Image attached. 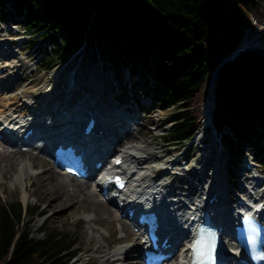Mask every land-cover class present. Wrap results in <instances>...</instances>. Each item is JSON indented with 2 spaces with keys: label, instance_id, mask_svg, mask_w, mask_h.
Returning a JSON list of instances; mask_svg holds the SVG:
<instances>
[{
  "label": "trees",
  "instance_id": "16d2710c",
  "mask_svg": "<svg viewBox=\"0 0 264 264\" xmlns=\"http://www.w3.org/2000/svg\"><path fill=\"white\" fill-rule=\"evenodd\" d=\"M10 1L26 10L30 46L49 45L46 69L87 45L111 65L121 61L149 72L160 84L153 96L158 107L179 108L161 136L179 147L201 127L213 71L241 44L251 12L261 9L255 0ZM212 116L215 129L232 131L233 151L248 142L264 162V50L247 49L222 66ZM45 214L20 200L0 203V264H69L78 254L76 235L48 228L46 218L44 236H31L35 217Z\"/></svg>",
  "mask_w": 264,
  "mask_h": 264
},
{
  "label": "bare ground",
  "instance_id": "6f19581e",
  "mask_svg": "<svg viewBox=\"0 0 264 264\" xmlns=\"http://www.w3.org/2000/svg\"><path fill=\"white\" fill-rule=\"evenodd\" d=\"M3 40V42L10 47L14 42L5 35ZM256 44V40L250 39L248 36L245 37L240 44L239 53H242L243 51L254 47ZM1 49L2 47L0 45V135H3L7 139L4 142L0 140V142L2 143L1 149H5V151H2L0 149V154H3L4 156V159H2L0 155V174L3 175L4 173H6L7 170H9L13 166V164L16 163L18 165V171L14 176L11 177V182L13 185L19 184L22 187H26L27 184L33 183V181L31 180L32 176L36 175L37 172H34V168H30L22 159L20 160L19 158H12L7 154L9 153L13 156L30 154V152H22L20 150L13 151L9 149V147H12L10 145V142H14L16 141V139H18L19 129L23 128V126L27 124H35V129L38 128L37 135L45 132L48 139V145L52 149L57 147V145L63 144L66 141L65 133L72 131L76 135L79 115H70V118L66 122L64 121L65 119L63 120L62 118H53L51 113L50 116L44 115L43 112L45 109H42L44 108L43 104L51 103L53 98H56V96L55 94L51 95L50 86L43 83L42 81H38V83L32 84L28 88L22 89L20 92H17L16 95L7 96V90L15 87L16 83H18L21 79H23V77L26 76L25 64L21 63V59H19V56L17 54L12 55L13 51H15L14 49L11 48L12 51H8L7 53H3ZM128 75L129 76L126 79V83L132 86L137 81V78L131 76L132 72H129ZM116 83L121 85L124 83V81H122L121 83ZM88 84L89 83H86L84 85V88H82L81 90H79L78 88H74V92L76 93L77 98H75V96L70 98L75 101L80 100L81 105H86V102H91V95L85 93L90 91L91 89V86H89ZM39 87L45 88L44 94L41 96L31 97ZM26 93H29V95L27 97H23V99H21V103H19L16 99V96L19 95L20 97H22ZM56 95L59 96V94ZM129 95L132 98L133 104L136 105L138 109H143V106H152L151 102L148 101H146V103H142L140 101L138 102V95L133 91V89L129 90ZM70 98L65 102L62 101V108L71 107L69 101H72L71 103H73L74 101ZM24 99L26 100L24 101ZM214 99H212L211 101V110L206 108L204 111V119L201 125V128H203V133L206 130V127L210 126L211 123V112L214 107ZM41 101H44V103ZM131 107L135 108L134 106ZM76 108L82 110V107H80V105L76 106ZM134 117L135 115L131 116L130 119H135ZM119 119L120 118L118 114H112L108 117V122H104V126H109L107 124H109L110 122H118ZM153 121H157L156 117H153ZM135 125H137V123L131 121L128 127L121 126L118 132L115 131V134H108V137L105 140L96 142L94 144V148H96L98 156L106 155L105 153L112 148L113 141L111 138L113 136L118 137L114 144L115 147H113V151L117 152V155H115L114 159L119 156L123 158L124 163L122 166L118 167V170L121 169L123 171L122 173L129 180L127 188L122 193L123 197L119 201H124L130 204H136L138 202L139 210L144 211L148 210L151 207H154V209L158 212L160 210V206H156V203L147 204L142 200H145V197L150 195H153L156 200H161V198H163V196L167 193V195L169 196L166 198L172 201L168 200L165 205L171 207L176 205L186 206L188 209H190V206L197 204L196 202L199 199H202V194L207 189L208 184L210 182H213L217 184V186H222L224 196L222 197L224 198L222 199L223 202H226V204L228 202H233L234 208L237 209V200L241 199V197H239V194L237 193V191L240 190L239 186L230 185L227 181V178V180L225 178H222V180H220L221 164L218 162V159H220L221 162V160H223L227 156L226 147L223 146V139L227 134L222 135V140L221 138H219V141L217 142L218 148L210 147L209 154L206 152V154L208 155V160H205L203 162L205 165L204 168L201 169V172L205 174V172L210 167H212L210 170L211 173H207V177L205 180L204 178H199L197 176L193 177V180L200 182V189H197V187L191 184L189 185V189H186L185 186L175 187L170 182L163 181L164 178L168 175L174 174L170 172V168L167 166L176 165L175 160L171 161L165 159L162 156H156L153 153L146 151V146H141L137 143H131V140L136 135ZM7 127L10 129L9 132H5ZM226 130L227 129L224 128V131ZM198 139H200V137H198ZM213 143H215V140L213 141ZM106 158L103 160L101 168L99 169L100 172L104 171L105 169L107 170L112 162L108 161V159ZM218 165H220L219 168ZM229 166L230 164H225L224 166V170L225 172H227L228 176L231 175L230 170L233 169V165L230 167ZM51 169L53 170V168ZM242 171L244 172L241 173L242 177L245 176L244 181L250 185V188L243 189L244 192L242 191V194L245 196L248 195L251 190L253 191L254 196L250 195V199L255 198L256 201L254 203L255 205L251 207V211L254 215L261 216L264 214V189H261V185L264 184V177L262 178L259 175L256 176L257 173L253 169H243L241 170V172ZM96 173L97 172L93 170L90 172V176L94 177ZM213 174L217 177V179H215L214 181L212 180ZM247 174L249 176H246ZM60 176L61 178L59 177V179L67 178L69 180L68 185L73 187V189L70 192H64L54 197L50 196V207H55L59 204L60 208L63 209V212L65 213L64 215L79 214L80 210H86L87 206H91L93 207V209H105V203L101 202L100 199H98L99 203L93 199V197L95 196L94 185L97 184L96 188H98L99 186L101 187V185L105 181V176H96L94 185L91 181L82 182L78 181L74 177H64L61 174ZM254 176H256V180L253 179ZM2 183L3 181L0 180V184ZM212 187H214V185ZM187 191L189 192L185 193ZM174 200L176 201V203L173 202ZM171 202L173 204H171ZM109 209L112 212L116 213L111 208ZM242 211V208L234 211V218H236L237 215ZM217 212L218 211H215V215H221L220 212ZM85 219L87 220L88 224L99 222L96 217L92 216L86 217ZM201 219V213H192L188 214V216H184L176 212L171 213L170 215H167L163 218L162 223L164 225L171 228H180L178 234L183 236V239H181V242L179 243L178 250L176 252H173L172 258L167 262V264L186 263L191 253L190 246L195 238V235H191L192 237L188 236V230H192V228L195 227V224L201 221ZM222 219L224 218H222L221 216H217L216 221L219 222L222 221ZM232 223L233 222H230L225 226L223 232V242L229 249V255L233 256L231 264H243V261L247 260L246 256L237 248L233 247L232 240L230 239V237L234 235L233 224L235 225V223ZM125 225L130 230V227L127 224ZM88 229L90 230V234L88 237L89 241L95 242V246L91 248L92 252L95 254L91 257V261L93 263L97 259L98 264H131V262L142 264V236L139 237L130 230V234H133L137 238V244H123L109 251L105 247V245L100 242V240L103 239L101 233H97L95 235L94 232H96V228L93 225H89ZM121 232L123 231L121 230ZM121 237H124L123 234L121 235ZM131 256L135 257L134 261L128 259V257Z\"/></svg>",
  "mask_w": 264,
  "mask_h": 264
},
{
  "label": "rangeland",
  "instance_id": "374dc122",
  "mask_svg": "<svg viewBox=\"0 0 264 264\" xmlns=\"http://www.w3.org/2000/svg\"><path fill=\"white\" fill-rule=\"evenodd\" d=\"M8 11L10 14L7 13ZM18 12H23L25 14L26 10L15 6L13 7L9 1L5 3L4 9L0 8V39L5 35L14 41L11 48L18 52L21 63L25 64L26 73V76L16 83L15 87L7 90V96L16 95L17 92H20L22 89L28 88L32 84L38 83V81H42L50 86L51 95L59 94L61 91L59 96L63 98V102H65L67 100L65 98L68 97L75 96V98H77L74 88L81 90L86 83H89L88 85L93 88L98 84L100 89L96 93L91 92V90L85 93L95 96L103 94L105 97H108L109 91H114L113 85L116 83L113 76L123 74L122 81H127L126 79L130 70L126 67H122L121 64L123 63L121 61L116 62L117 65H111L106 56L99 52L98 49H94L95 51L91 49L90 51L87 45L76 50L64 64H56L50 69H46L42 66V63L43 59L46 57L47 51L50 49L49 45H47V47L44 43L42 44L39 42L34 46H30L28 31L25 28L26 16H21ZM10 27L14 28V33L7 35V29ZM18 29L19 32L15 33ZM247 36L257 41V44L249 49L264 50V8L261 7L259 12H251V24L246 29L244 38ZM45 47L47 48L46 50ZM214 73L215 70L213 71V75ZM136 78L140 79L139 76ZM44 87L36 89L31 97L43 95L45 92ZM149 89L151 90L149 84L145 86V88L140 87V85L137 87V95L140 102L146 103V101H153V97L151 98V96L148 97L143 95V93L149 92ZM28 95L29 93L24 94L22 97L17 95L16 99L21 103V99ZM151 95L153 96V94ZM25 100L26 99H24V101ZM41 102L44 103V101ZM71 102L72 101H69V103ZM151 105V107L144 106L143 111L140 112L142 116L139 120L140 125L138 126V133L131 140V143L146 146V151L156 156H162L165 159L176 161V165L167 166L170 168V172L174 174L168 175L163 181H168L175 187L185 186L186 189H189V185L191 184L197 187V189H200V182L193 180V177L197 176L205 180L207 173H211L210 170L212 167H210L205 174L201 172V169H203L205 165L203 162L208 160L206 152L209 154L210 147L218 148L217 142L213 143L215 137H209L207 134V136L204 137L202 132L203 128H200L195 137L190 142L184 143L181 147L165 144L160 138V134L165 133L171 127L172 117L179 112V108L170 107L161 109L158 107V103L155 105L153 103ZM153 117H156L157 121H153ZM227 130L219 135L221 140L223 139V134L229 133ZM198 137H200V139H198ZM0 145L1 149V142ZM229 145L228 137L224 136L223 146L226 147L227 156L223 159L222 163L228 165L230 164L229 158L231 152ZM2 151H5V149ZM7 154L12 158L22 159L30 168H34V172H37V174L32 176L31 180L33 183L27 184L26 187H22L19 184L13 185L11 182V177L18 171V165L16 163L13 164L6 173L3 175L0 174V180L3 181V183L0 184V203L20 200L25 207H31V209L32 207L40 206L41 210L46 214L45 216L35 217V221L31 226L32 237L41 238L44 236V233L41 231V227L44 225V218H46V225L48 228H57L65 232L74 233L77 237L76 247L78 254L71 259L69 264H98L97 259L94 263L91 261V257L95 255L91 249L95 246V242H91L88 239L90 234V230L88 229L89 225H93L96 228V232H94L95 235L101 233L103 239H101L100 242L104 244L109 251L123 244H137V238L133 234H130V230L118 219L117 214L112 212L108 206H105V209H93V207L87 206L86 210H80L79 214L72 215H64L65 213L63 209L60 208L59 204L55 207H50V196L54 197L64 192H70L73 189V187L68 185L69 180L67 178L59 179V177L61 178L60 172L51 169L53 168L51 162L34 154L30 153L14 156L9 153ZM244 154H242V156H244ZM0 155L1 158L4 159L3 154ZM114 155L115 153L112 156ZM255 159L258 162L256 157ZM259 162L262 164L263 172L260 176L263 178L264 163H262L261 159H259ZM257 173H259V171ZM238 180L239 178L234 180V182H229L228 180V183L230 185H236ZM263 188L264 184L261 185V189ZM188 192L189 191L185 193ZM238 194L240 193L238 192ZM93 199L99 203L96 193ZM27 215L25 219L30 217ZM89 216L96 217L99 222L88 224L85 218ZM121 230L123 232H121ZM122 234L124 237H121ZM120 237L125 239H121ZM133 256L128 257V259L134 261L135 257ZM131 264L137 263L131 262Z\"/></svg>",
  "mask_w": 264,
  "mask_h": 264
},
{
  "label": "water",
  "instance_id": "95a60500",
  "mask_svg": "<svg viewBox=\"0 0 264 264\" xmlns=\"http://www.w3.org/2000/svg\"><path fill=\"white\" fill-rule=\"evenodd\" d=\"M255 2L258 3L262 8H264V1H262V0H255ZM239 50H240V47L238 46V47L236 48V50L233 51V52L230 54V56L226 57V58L220 63V65L218 66V68L215 70V73H214V75H213V79H212V86H211V87H212V88H211V96H212V99L215 98V91H216V85H217V76H218V74H219V71L221 70L222 66H223L226 62H228V61H232L233 58H234L235 56L238 55ZM211 121H212V117H211Z\"/></svg>",
  "mask_w": 264,
  "mask_h": 264
}]
</instances>
